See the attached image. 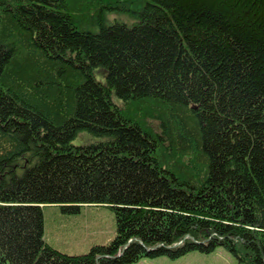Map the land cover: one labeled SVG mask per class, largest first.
Returning <instances> with one entry per match:
<instances>
[{"label":"trees","instance_id":"obj_1","mask_svg":"<svg viewBox=\"0 0 264 264\" xmlns=\"http://www.w3.org/2000/svg\"><path fill=\"white\" fill-rule=\"evenodd\" d=\"M84 204L115 236L47 242ZM217 247L264 264V0H0V264Z\"/></svg>","mask_w":264,"mask_h":264},{"label":"rangeland","instance_id":"obj_2","mask_svg":"<svg viewBox=\"0 0 264 264\" xmlns=\"http://www.w3.org/2000/svg\"><path fill=\"white\" fill-rule=\"evenodd\" d=\"M108 20H131L122 12L107 13ZM75 143L79 142L76 138ZM44 238L65 253L87 252L94 243L106 244L116 233L115 214L106 205L84 204L72 212L58 205H44ZM130 264H236L232 254L222 247L204 253L190 251L177 258L160 255L144 257Z\"/></svg>","mask_w":264,"mask_h":264}]
</instances>
